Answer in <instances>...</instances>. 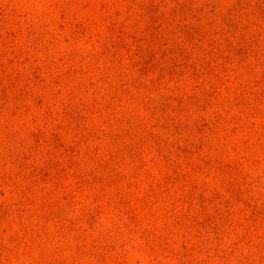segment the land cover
Wrapping results in <instances>:
<instances>
[{
	"label": "rangeland",
	"instance_id": "rangeland-1",
	"mask_svg": "<svg viewBox=\"0 0 264 264\" xmlns=\"http://www.w3.org/2000/svg\"><path fill=\"white\" fill-rule=\"evenodd\" d=\"M0 264H264V0H0Z\"/></svg>",
	"mask_w": 264,
	"mask_h": 264
}]
</instances>
